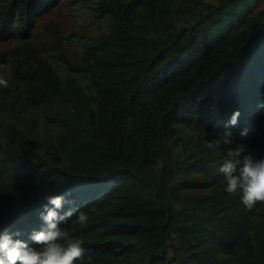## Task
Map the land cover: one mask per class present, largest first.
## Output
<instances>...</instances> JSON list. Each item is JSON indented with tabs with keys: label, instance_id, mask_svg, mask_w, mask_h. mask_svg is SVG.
I'll list each match as a JSON object with an SVG mask.
<instances>
[{
	"label": "trees",
	"instance_id": "16d2710c",
	"mask_svg": "<svg viewBox=\"0 0 264 264\" xmlns=\"http://www.w3.org/2000/svg\"><path fill=\"white\" fill-rule=\"evenodd\" d=\"M7 1L0 264H264L263 0H81L78 63L31 40L58 0Z\"/></svg>",
	"mask_w": 264,
	"mask_h": 264
},
{
	"label": "rangeland",
	"instance_id": "374dc122",
	"mask_svg": "<svg viewBox=\"0 0 264 264\" xmlns=\"http://www.w3.org/2000/svg\"><path fill=\"white\" fill-rule=\"evenodd\" d=\"M6 1L7 0H0V9L4 6ZM259 5L263 7L264 0L261 1ZM182 17L185 18L184 21L187 18L184 15H182ZM103 21L104 20L96 16V13L91 7L88 8L81 0H58L49 11L42 14L37 20L36 27L32 29L31 40L41 51L51 56L52 51L44 49L42 42L47 36V31L45 29V25L47 24L52 27V30L56 31V34H52L48 37L55 41L56 39L62 40L64 45L60 52H67V59L78 63L81 60L85 45L89 43L94 36L101 34L105 29L106 22ZM54 27H56V29ZM13 43L14 39L12 38L7 41L0 39V55L12 49ZM47 46L51 49L53 48L50 41L47 43ZM8 76L9 69L4 65L0 66V83L7 82ZM184 134L185 135L182 137L183 143L176 148L174 159L169 161V164H176L182 160L187 162L189 157L195 159L202 156L201 145L203 142L199 140L197 135L191 130L189 132L185 131ZM161 165L162 162L159 163L156 168H161ZM181 178V174L174 176L171 179V184L177 188V183ZM172 201L175 202L174 200ZM177 203L180 204L178 201Z\"/></svg>",
	"mask_w": 264,
	"mask_h": 264
}]
</instances>
